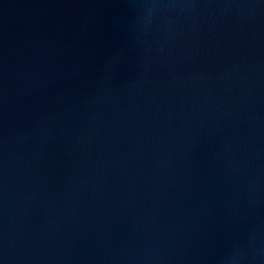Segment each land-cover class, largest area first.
<instances>
[{
  "label": "water",
  "instance_id": "water-1",
  "mask_svg": "<svg viewBox=\"0 0 264 264\" xmlns=\"http://www.w3.org/2000/svg\"><path fill=\"white\" fill-rule=\"evenodd\" d=\"M0 264H264V0H0Z\"/></svg>",
  "mask_w": 264,
  "mask_h": 264
}]
</instances>
